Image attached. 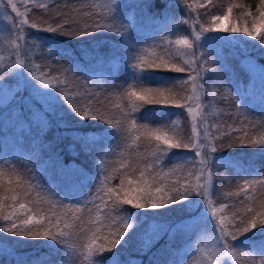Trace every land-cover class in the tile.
Listing matches in <instances>:
<instances>
[{"label":"trees","instance_id":"obj_1","mask_svg":"<svg viewBox=\"0 0 264 264\" xmlns=\"http://www.w3.org/2000/svg\"><path fill=\"white\" fill-rule=\"evenodd\" d=\"M16 4L25 52L0 46V264H264V74L227 52L264 69V0ZM104 58L93 79L84 61ZM195 214L205 223L174 230ZM216 221L225 237L197 257L188 245Z\"/></svg>","mask_w":264,"mask_h":264},{"label":"rangeland","instance_id":"obj_2","mask_svg":"<svg viewBox=\"0 0 264 264\" xmlns=\"http://www.w3.org/2000/svg\"><path fill=\"white\" fill-rule=\"evenodd\" d=\"M4 1H5L4 3L7 5L8 10L5 9V7L2 5V3L0 1V46H2V50H4L5 48H7V44L10 41V45L11 46H14L15 49H17L21 53H23V52H25V50H23V48H25V46H21L22 39L20 37L17 38L15 36V32H14V30L12 28L13 26H12V23L10 21L11 20V15L16 16L18 18V13L16 11V9H17L16 8V5H17L16 2H18L19 0H4ZM109 1H111L113 3H122V4L128 3L130 5V9L132 7L140 6V0H109ZM131 11L132 10H128L127 11V13H128L127 14V19L128 20H130L132 18ZM146 20H147V17L146 16L143 17V19L140 20L139 25H141V22L145 23ZM161 22H162V20L159 21V23H161ZM167 29H168V31L173 32V29H171V27H168ZM213 34H214V37L216 35H219V36H216L217 39L220 38L221 34L223 35V33H221L220 30L213 31ZM195 36L197 37L196 43H197L198 49H196V51H195V55H194L195 57H194L193 60L197 61V62H201L202 61V57H204L205 52L207 51V47L203 46V41L204 40L202 39V36L197 35L196 32H195ZM36 37L39 40H43V38H39V35H37ZM17 39L21 40L20 41V47H18L19 44L17 42ZM173 42L174 43H172V46L174 48V52L178 53L179 50L177 51V48L178 47L182 48L184 50L183 57L185 56V58L187 59L188 56H186V53L189 55V52H188L189 47L187 48V42L185 41V39L178 38L176 41H173ZM230 43L231 42L228 41V44H230ZM210 46H212V45L210 44ZM253 48H254V50H256L258 52V54L260 56H262V55L264 56V44H262L261 47L255 45ZM214 49H215V46H214L213 50ZM227 52H229L228 53L229 55H231L234 58H236V63H237V66H238L237 69L238 70L240 69L243 73H245V74H247L249 76H254L255 74H264V71H263L264 69L262 70L261 67L259 65H257V63L255 62L256 60L254 58L247 57V56L238 57L237 55L234 54V50L232 48L231 49L228 48ZM112 57L113 56H111V58ZM109 64H112V61L107 59V58H104V60H103V62L101 64H98V63L94 62V60L91 61V62H85L84 61V65H86V67H87L86 68L87 69V73L93 79L102 78L103 69H104V67L107 68V66ZM236 77H235V79H236ZM194 84H196V83L193 82V85ZM248 89L249 88H247V90ZM33 93H35L34 90H33ZM209 112H210V110H206V116H208ZM217 113L219 114V110H217ZM213 117H215V111H213L212 118ZM10 119H11L10 120V127L13 130V127H17V125L15 123L16 122V118H15L14 115H11ZM198 217L200 218V221L205 223V217L203 215L195 214V215L190 216V217H188L186 219H183L179 223H176L177 224V225H175L176 227L174 226L173 228H174V230H180V231L185 232L187 230V226L189 224H192V223H195V222L199 221V220L197 221ZM200 221H199V223H200ZM223 223H225L224 220H223ZM173 228H171V229H173ZM206 229H207V231H206L205 234L198 233V235L196 236L194 241L191 242V244L188 245V246H195L196 247L195 251L197 252V257H199L200 254L206 250L207 246H216V244L219 243L218 240H220L221 238H218V236H216V234H219L220 237L221 236L223 238L225 237V234H224L223 228H222V226L220 224V221H216V223L213 224V225L209 222V224L206 225ZM161 233L162 232H160V234ZM199 237H201V239H199ZM155 238H157V237H154L153 239L152 238H148V237H143V240L147 244V243H149V241H153ZM47 242L49 244L53 243L50 240H47ZM231 255L234 258L236 256L234 253L231 254ZM249 260H250V258H249ZM244 261L246 262V260H244ZM247 262H249V261H247Z\"/></svg>","mask_w":264,"mask_h":264}]
</instances>
